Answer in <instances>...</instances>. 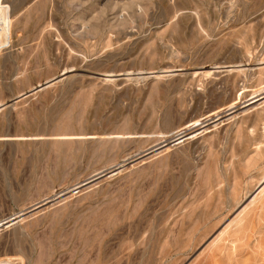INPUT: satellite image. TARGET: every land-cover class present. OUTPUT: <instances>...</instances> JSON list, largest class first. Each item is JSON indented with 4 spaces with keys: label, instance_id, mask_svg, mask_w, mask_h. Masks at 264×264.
<instances>
[{
    "label": "rangeland",
    "instance_id": "1",
    "mask_svg": "<svg viewBox=\"0 0 264 264\" xmlns=\"http://www.w3.org/2000/svg\"><path fill=\"white\" fill-rule=\"evenodd\" d=\"M68 70L0 110V261L264 264L256 204L208 260L264 186V0H0V104Z\"/></svg>",
    "mask_w": 264,
    "mask_h": 264
},
{
    "label": "bare ground",
    "instance_id": "2",
    "mask_svg": "<svg viewBox=\"0 0 264 264\" xmlns=\"http://www.w3.org/2000/svg\"><path fill=\"white\" fill-rule=\"evenodd\" d=\"M201 69V68H200ZM206 70V69H205ZM235 70V69H234ZM198 71V70H197ZM202 71V70H201ZM236 71H237V69H236ZM239 72L240 71H242V70H238ZM238 71H237V73L236 74H238ZM205 72H209V71H202V73H205ZM199 73H200V71H199ZM260 75V74H259ZM236 76V75H235ZM233 79V78H232ZM262 89H264L263 87H262ZM259 90V89H258ZM255 92H257V91H255ZM260 95V94H259ZM263 95V94H262ZM262 95H261V97H262ZM251 96V95H250ZM253 96V95H252ZM255 96V95H254ZM256 97V96H255ZM254 97V98H255ZM260 97V98H261ZM264 98V97H263ZM250 99V98H249ZM258 99V98H257ZM254 100V99H253ZM249 101V100H248ZM251 101V100H250ZM254 101H258V100H254ZM245 102V101H244ZM263 102H264V100H263ZM235 103V102H234ZM2 104V103H1ZM232 104V103H231ZM246 106V105H245ZM244 106V107H245ZM232 107H233V105H232ZM228 107H226V109H227ZM230 108V107H229ZM233 109V108H232ZM217 110V109H216ZM225 110V109H224ZM230 111H231V109H229ZM234 110V109H233ZM215 111V110H214ZM219 111V110H218ZM232 112V111H231ZM242 113V112H241ZM224 114V113H223ZM215 115V114H214ZM255 115V114H254ZM258 116V115H257ZM225 117H227V116H225ZM230 117V116H229ZM235 117V116H234ZM218 118V117H217ZM223 118V117H222ZM238 119H240V118H238ZM213 120V119H212ZM216 120V119H215ZM218 121V120H217ZM208 122H209V120H208ZM198 123V122H197ZM240 123V122H239ZM204 124V123H203ZM205 124H207V123H205ZM198 125V124H197ZM200 126L202 125V124H199ZM203 127V126H202ZM193 128V127H192ZM197 131V130H196ZM201 131V130H200ZM199 131V132H200ZM203 131V130H202ZM184 133V132H183ZM182 133V134H183ZM203 133V132H202ZM192 134V132L190 133V134H187L186 136H183L182 135V137H180L179 139H177L176 138V140H177V142L175 141V143H179V142H181V141H184L185 139H187V138H189V135H191ZM166 142V141H165ZM160 144H162V142L160 143ZM174 144V143H173ZM165 146V145H164ZM174 146V145H173ZM160 148V147H159ZM169 147H167L166 146V148H164V150H167ZM158 149V148H157ZM160 150V149H159ZM162 150H163V148H162ZM161 151V150H160ZM163 152V151H162ZM161 152V153H162ZM166 152V151H165ZM158 153H159V151H158ZM160 153V154H161ZM152 154H155V153H152ZM150 156V155H149ZM154 156V155H153ZM156 156V155H155ZM143 158V157H142ZM121 163V162H120ZM125 164V163H124ZM119 165V164H118ZM119 169H123V167H121V168H119ZM119 169H117V170H119ZM121 171V170H120ZM119 171V172H120ZM116 173H118V172H116ZM113 174H115V173H113L112 171H111V173H110V175H108V176H111V175H113ZM90 181V180H89ZM94 181V180H93ZM95 182H96V180H95ZM95 182L93 183V184H95ZM89 184H91V182L89 183ZM86 185H88L87 183H85V182H80V183H77V184H75L74 185V187L72 188L73 190H76V189H78V188H80V187H84V186H86ZM89 186H91V185H89ZM85 188V187H84ZM87 188H89V187H87ZM71 189V190H72ZM86 189V188H85ZM234 189V188H233ZM232 191V190H231ZM62 194V193H61ZM60 196V195H59ZM62 199V198H61ZM64 199V198H63ZM54 200V199H53ZM46 201V200H45ZM47 201H48V199H47ZM52 201V200H51ZM59 201V200H58ZM44 202V201H43ZM53 202H57V200L56 201H53ZM42 203V202H41ZM40 204V203H39ZM254 204H256V208L254 209V213H253V215L255 216V214L256 215H258V211L260 212V210L263 208V210H264V186H262V188H260L259 189V191L250 199V201L248 202V203H246V205L245 206H243L239 211H237V213L235 214V216L228 222V224L224 227V229H222L220 232H218L216 235H215V237L213 238V239H211V241L209 242V246H208V249H211L210 250V253H209V255H208V260H211L214 256H215V253H214V250H213V247H214V245H216V244H218L221 240H222V237L223 236H225V235H228V236H231L232 234L234 235V236H237L238 234H242V235H238V236H242L243 237V235L245 236V234H246V232L248 231V229H249V227H250V225H251V218H252V216L253 215H251L250 213H249V211H252V210H249V208L252 206V205H254ZM41 205V204H40ZM39 205V206H40ZM36 206H37V204H36ZM36 206L34 207V208H36ZM38 206V207H39ZM42 206V205H41ZM254 207V206H253ZM32 208V207H31ZM30 208V209H31ZM33 208V209H34ZM29 209V208H28ZM37 209V208H36ZM250 209H252V208H250ZM23 212V211H22ZM20 213H21V211H20ZM26 213H27V211H26ZM264 213V212H263ZM18 214V213H17ZM20 215H22V213L21 214H18L17 216H14L13 217V219H12V217L11 216H9L10 218H9V220H7V221H0V227L1 226H3L4 224H6V226H5V228L7 227V226H10V225H12V224H14L15 222H18V221H20V220H22V219H24L23 217H20ZM24 215V214H23ZM30 215V214H29ZM19 218V219H18ZM254 218V217H253ZM17 220V221H16ZM231 228V229H230ZM230 229V230H229ZM232 231V232H231ZM229 233L231 234V235H229ZM238 236H237V238H238ZM240 240H241V238H239ZM239 239H237L238 241H240ZM232 241V240H231ZM230 242V241H229ZM235 242V241H234ZM233 244V243H232ZM231 256V255H230ZM215 258V257H214ZM0 264H14V263H12V262H7V261H0Z\"/></svg>",
    "mask_w": 264,
    "mask_h": 264
},
{
    "label": "water",
    "instance_id": "3",
    "mask_svg": "<svg viewBox=\"0 0 264 264\" xmlns=\"http://www.w3.org/2000/svg\"><path fill=\"white\" fill-rule=\"evenodd\" d=\"M72 72H73V70H68V71L61 72L58 76H55V77H53V78H51V79H49V80L43 82L42 84H38V85H36L35 87H33L32 89H30V90L27 91V92H24V93L19 94V95L16 96L15 98L11 99L10 102L0 104V110H1L2 108H4V107L8 106V105H9L10 103H12V102H15V101H17V100H19V99H21V98H24V97H26V96H28L29 94H32V93H34V92L40 91V90H42V89H45V88H47L48 86H50L51 84H53V83H55V82H57V81H60V80H62V79H64V78H66V76H67L69 73H72ZM100 76H102L103 79H104V78H111V77H112L111 75H100ZM12 219H13V217H12ZM7 220H9V219H7ZM7 220H4V221H7ZM2 222H3V221H2Z\"/></svg>",
    "mask_w": 264,
    "mask_h": 264
}]
</instances>
